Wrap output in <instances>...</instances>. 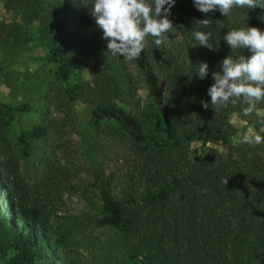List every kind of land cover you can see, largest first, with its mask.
I'll return each instance as SVG.
<instances>
[{"label": "trees", "instance_id": "obj_1", "mask_svg": "<svg viewBox=\"0 0 264 264\" xmlns=\"http://www.w3.org/2000/svg\"><path fill=\"white\" fill-rule=\"evenodd\" d=\"M3 2L23 9L20 24L0 26V50L4 52L5 62L22 58L28 44L36 42L45 50L43 59L55 79L64 84L69 101L77 98L79 89L71 79L91 66L92 61L103 84L102 93L117 98L124 95L132 100L126 91V74L116 64L106 61L110 55L102 30L78 10H70L69 6L76 5V0ZM210 15V12L201 13L202 19ZM228 16L227 22L223 18L221 22L211 20L209 27L199 25L196 29L212 33L209 43L215 50L198 46L197 40L193 47L184 45L180 52L169 41L162 44V50L174 60L168 74L172 96L169 106L162 103L144 49L138 59H133L147 89V103L140 114L131 116L109 103L96 104L90 109L94 121H112L128 137L136 153L158 161L157 170L148 176L149 184L141 202L153 218L169 215L173 220L170 232L173 238L178 237L164 242L150 240L146 235L138 257L129 256L127 264H264V141L260 145L229 144L235 129L227 121L228 114L236 112L246 128L264 137V102L257 104L250 116H245L243 109L247 104H229L217 112L207 95V89L214 83L211 73L220 71L225 57L250 55L243 48L233 50L224 36L235 25L264 30V20L260 19L264 9L234 8ZM31 23L35 24L33 28L29 27ZM183 53L184 67L176 62ZM200 62H207L210 69L203 80L197 76ZM3 70L4 66L0 65V73ZM182 77L196 88L191 100L189 96L183 98L180 92ZM201 101L209 102V108L204 109ZM16 110L0 106L3 125L12 121ZM43 132V125H38L17 137L23 155L29 150L27 140L39 138ZM192 141H218L226 151L220 155L208 150L202 157L186 159L183 150ZM94 183L101 202L99 225L127 232L140 222L137 202L123 207L111 195L108 183L100 174L94 176ZM0 193V264L61 262L65 235L52 228L40 209L13 202L12 195L6 191ZM154 231L149 232L150 236Z\"/></svg>", "mask_w": 264, "mask_h": 264}, {"label": "rangeland", "instance_id": "obj_2", "mask_svg": "<svg viewBox=\"0 0 264 264\" xmlns=\"http://www.w3.org/2000/svg\"><path fill=\"white\" fill-rule=\"evenodd\" d=\"M177 1L178 6L172 7L169 16L174 27L166 41L180 52L184 45H195L192 32L199 26L195 21L203 19L189 0ZM93 4L94 0H76V5L69 8L95 22L91 13ZM22 14L20 6L10 7L0 0V26L20 24ZM210 14V20H229V16L220 12ZM34 25L31 23L29 27ZM243 27L235 25L233 29ZM154 39L146 37L147 62L157 79L162 103L169 106L172 96L168 74L174 60L162 50V45L155 46ZM28 48L22 58L11 63L5 62L4 52L0 50V65L4 66L0 73V106L18 109L13 111V119L8 125H3L4 119H0V191L12 195L13 202L40 209L52 228L65 235L66 248L58 264H127L129 256L138 257L146 235L150 240L164 242L178 239L170 232L173 222L170 216L164 214L161 218H153L141 202L149 184L148 176L157 170L158 161L136 153L128 137L112 121H94L90 114L93 105L107 103L117 105L131 116L140 114L147 103V89L133 59L110 52L106 59L126 74V91L132 100L124 95L117 98L102 93L103 84L99 82L92 61L91 66L71 79L79 89L77 98L69 101L64 84L55 79L43 59L45 50L36 42L29 43ZM176 62L185 66L184 53ZM179 84L182 97L189 96L191 100L196 88L185 77ZM227 121L235 129L229 138V144L233 146L241 143L245 135H256L252 129L249 132L250 128L245 127L236 112H230ZM38 125H43V135L27 140L29 150L25 156L17 137ZM184 149L186 159L202 157L208 150L220 155L226 151L218 141H192ZM99 174L108 183L111 195L123 207L138 203L142 218L129 231L99 225L101 202L94 183V176ZM153 222L155 226H152ZM153 231L154 236H150L149 232Z\"/></svg>", "mask_w": 264, "mask_h": 264}, {"label": "clouds", "instance_id": "obj_3", "mask_svg": "<svg viewBox=\"0 0 264 264\" xmlns=\"http://www.w3.org/2000/svg\"><path fill=\"white\" fill-rule=\"evenodd\" d=\"M176 2L177 0H94L91 13L103 32L102 38L107 41L108 52L125 59H138L146 47V37L155 38L157 48L168 39V34L174 27L169 16ZM193 4L203 14L218 10L224 16H228L234 8L264 9V0H193ZM260 19L264 20V16ZM195 24L207 28L211 25V20H196ZM192 35L199 41L198 46L215 50L209 43L211 32L193 31ZM224 40L233 50L243 48L250 55L225 57L220 64V71L211 73L214 83L207 89L211 107L218 112L229 104L241 102L247 104L243 114L250 116L257 104L264 102V30L246 25L229 30ZM198 65L197 76L203 80L209 75V64L200 62ZM201 103L204 109L209 108V102ZM262 141L264 137L259 134L251 137L245 135L242 140L250 145H260Z\"/></svg>", "mask_w": 264, "mask_h": 264}]
</instances>
